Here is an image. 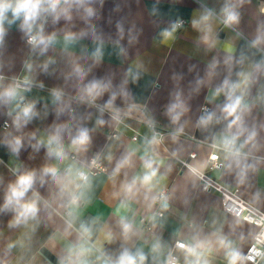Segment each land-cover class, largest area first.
Here are the masks:
<instances>
[{
	"label": "clouds",
	"instance_id": "9594fccd",
	"mask_svg": "<svg viewBox=\"0 0 264 264\" xmlns=\"http://www.w3.org/2000/svg\"><path fill=\"white\" fill-rule=\"evenodd\" d=\"M103 2L104 0H0V49L4 47L9 28L17 23L29 46V56L23 61V71L27 74L22 78L6 77L3 74L5 65L0 60V107L6 109L4 114L11 119V128L16 133L8 131L10 126L6 122V131L0 143H3L17 160L26 146L37 153L42 148L45 149V163L41 167L29 168L22 162L15 164L9 168L14 179L6 185L3 176H0V186L3 187L0 214H11L12 218L8 221L10 229L28 227L31 222L38 225L42 210L49 218L53 213L59 215L64 223L63 230H58L59 235L67 242L58 257V264H147L149 256L153 264H181V256L183 264H212L213 253L221 251L225 264H247L249 261L253 264H264V213H260L256 208L250 207L248 217L241 216L239 212L233 213L236 218L230 226V234L223 232V225L218 226L216 219L211 222L213 231L210 233H205L204 226L193 221L188 223L189 235L182 242L176 243L174 249L160 236L154 235L148 252H145L143 247L133 250L125 244H121L118 253L110 252L104 248L97 235H104L106 241L112 243L114 236L107 225H100L99 217L81 220L79 210L90 202L89 193L93 186L94 170H105L102 168V159L109 163L115 160L108 176L110 181L115 183L116 177L122 172L124 174L119 191L113 193L119 198L115 214L119 217L117 224L124 242L143 234V229L135 225V220L123 214L132 211L133 202L142 199L149 210L158 206L159 210L152 212L153 217L163 218L164 212L170 207L171 196L161 187V182L172 170V165L168 164L164 171H161L164 162L159 149L165 141V135L156 130L155 118L146 116V109L132 102L133 97L127 87V80L114 84L112 75L87 79L92 66L85 67L72 60L69 70L61 75L65 85L70 86L74 94L67 91L66 87L50 89L56 120L42 133L39 129L33 132L23 131L34 119L41 117V112L37 110L38 101L27 100L25 94L31 92L33 87L44 88V84L36 80L39 73L53 75L55 72V69H50L51 65L56 64L53 57H48L42 63L37 62L58 43V31L47 32L46 26L51 24L55 27L61 20L65 22V29L60 30L63 31L64 51L88 35L92 36L94 42L103 44V34L98 32L93 24L94 20L99 19L96 5L102 6ZM245 2L246 0H237L235 3L233 0H224L219 10V19L225 28L236 30L241 20L239 7ZM261 11H264V8ZM216 18L215 9L201 4L199 15L191 21L192 28L199 33L198 43H203L208 49L217 44L212 23ZM76 20L85 25L78 33L70 30L75 27ZM181 27L183 22L177 20L170 27L164 28L160 35L165 41L175 39V33ZM116 29V43L119 44L125 35L123 23L117 22ZM128 35L129 43L137 39L132 29H129ZM237 35L243 34L237 32ZM247 47L264 53V22L257 25ZM121 51H125L122 46ZM101 55V48L97 47L92 53L94 63L100 62ZM221 65L226 75L213 88L209 102L220 96L224 99L214 109L203 107L195 127L211 136V146L219 153L213 155L211 160L221 161L214 167L233 174L235 182L244 185L249 180V173L257 172L258 166L264 163V156L257 155L264 147L259 136L260 131L264 130V123L258 124L254 119L249 122L253 108L258 104L264 106V83L261 82L264 79V55L257 60L250 58L244 51L236 56L230 49L222 61L213 57L207 65L204 77L197 75L189 95L198 93L202 86L210 85L220 76ZM237 66L239 70L235 71L236 78L233 79L234 68ZM135 78H139L138 74ZM181 78L179 75L173 76L176 81ZM253 87H257L255 96L252 95ZM106 93L107 101L98 103ZM170 96L164 114L174 127L167 135L173 143H178L189 122L183 118L190 108L179 86ZM118 98L123 107L116 104ZM74 104L77 107L84 105L88 109L96 110L98 114L95 115L93 127H88V121L93 119V112L79 113ZM133 112H138L142 118H146L150 135L143 138L142 155L139 156L142 171L129 178L125 170L135 167V157L137 152L141 151L140 147L127 148L118 158L114 157L111 150L106 154L103 151L97 152L90 159L87 153L93 143V134L99 128L110 122L123 124L124 119ZM105 114L108 116L107 120ZM43 115H48L47 104L44 106ZM62 116L66 119L60 122ZM218 125L221 127L213 131ZM179 151L180 149L174 150L172 156L176 157ZM207 163L197 162L188 166L194 185L196 180L204 179ZM42 188L47 189V197L41 194ZM260 199L261 193L256 192L253 195V203L259 202ZM244 221L260 228L253 236L254 243L247 255L241 247L245 240L243 233L238 240L232 238L236 227ZM31 231H35V226ZM69 237L74 238L68 239ZM18 244L23 246L22 241L9 243L7 251L10 252ZM176 251L180 255H176Z\"/></svg>",
	"mask_w": 264,
	"mask_h": 264
},
{
	"label": "crops",
	"instance_id": "0c3cea01",
	"mask_svg": "<svg viewBox=\"0 0 264 264\" xmlns=\"http://www.w3.org/2000/svg\"><path fill=\"white\" fill-rule=\"evenodd\" d=\"M233 2L235 3L237 0H233ZM223 3L224 0H104L102 6L96 5L99 19L93 21L96 30L103 34V44L94 42L92 36L88 35L70 46L67 51L63 50V31H60L65 29V22L61 20L55 27L51 24L46 26L47 32L58 31V43L44 57H40L37 62L42 63L48 57H53L56 64L51 65L50 69H55V72L53 75L39 73L36 80L42 82L44 88L33 87L31 92L25 94L27 100L38 101L37 110L41 112V117L28 124L23 130L24 132H33L39 129L42 133L56 120L51 103L50 89L59 86L66 87L67 91L73 92L70 86L65 85L61 73H66L69 70V63L76 60L85 67L92 66V71L87 79H92L93 76L102 78L112 75L114 84L127 80V87L133 97L132 102L140 105L142 109H146V116L154 117L157 121L156 129L165 135V141L160 146L159 151L164 162L161 171H164V167L168 164L172 165L171 172L161 182V187L169 189L171 196L169 209L164 212L163 218L160 216L153 217L152 212L157 211V206L149 210L143 200L140 199L131 204L132 211L123 213L130 219H134L135 225L139 228H142L141 218L149 219L152 224L151 230L142 228V235L133 237L128 242L123 241L117 224L119 217L115 214L119 198L115 197L113 193L119 191L120 184L124 180V174L122 172L117 176L115 183L108 179L115 160L109 163L106 159H102L107 171L94 175L92 178L93 186L89 193L90 202L79 210V214L81 220L99 217L100 225H107V228L113 233L114 241L108 243L104 235L100 233L97 235L104 248L110 252L118 253L121 244L133 248V250L136 247H143L145 252H148L154 235L160 236L168 243L169 247H172L189 235L188 223L193 221L203 225L205 233H210L213 231L211 222L216 219L218 226L223 225L222 230L225 234L231 233L230 226L236 217L224 211L220 195L216 192L203 191L199 180H196L194 185L193 178L189 175V169L180 171L178 163V158H187L190 154L195 153L196 158L191 160V164L207 161V167L204 171H210L209 159L211 155H219L218 151L211 146L210 134L197 129L195 123L204 106L214 109L217 104L222 103L223 96L216 97L211 102H209V98L212 96L213 88L223 79L226 72L221 65L220 76L214 79L210 85L202 86L198 93L189 95L197 75L204 77L207 65L213 57L222 61L230 49L236 56L244 51L250 58L257 60L260 59L261 55H264V53L247 47L248 41L255 34L257 25L264 22V11H261L264 8V0H250V2L246 0L239 7L241 20L236 30L225 28L220 23L219 10ZM201 4L211 7L217 12V18L212 22L217 44L212 49H208L203 43H198L199 33L191 26L192 19L199 15ZM179 19H187L188 25L176 31L175 39L165 41L160 32ZM117 22H122L125 29L124 38L120 40L119 44L116 43ZM84 27L82 21L76 20L75 27L70 30L78 33ZM129 29H132L137 35V39L132 43H129ZM237 32H241L243 35L238 36ZM121 46L125 51H121ZM97 47H100L102 51L98 64L94 63L92 57V53ZM28 56L29 46L19 30V24H14L8 30L3 49H0V60L5 65L3 74L6 77H23L26 75L27 73L23 71V61ZM33 59L36 58L33 57ZM237 70H239L238 66L234 68L233 79L236 78L234 73ZM137 74L138 79L135 78ZM174 75H179L182 78L176 81L173 79ZM261 82L264 83V79ZM177 86L183 90L190 110L183 118L189 121L184 134L179 138L178 143H173L167 134L172 131L174 126L170 124L164 113L165 106L171 99L170 94ZM257 87L252 89L253 96L256 95ZM107 99L106 93L98 103L103 104ZM45 104L48 105L46 117L43 115ZM116 104L123 107L119 98ZM73 106L77 108L79 113L93 112V119L88 121V127H93L95 115L98 114L96 110L82 106L77 107L75 104ZM5 111L6 109L0 107V141L3 140L6 131L3 128L5 121L10 122L8 131L16 134L11 128V119L4 114ZM65 119L66 117L62 116L60 122ZM105 119H108L107 114H105ZM253 119L258 124L264 123V106L258 104L253 108L249 122L251 123ZM124 120L141 134L139 139L133 141L131 139L133 131L126 126L120 127L121 132L118 138L109 139V134L118 127L115 122H110L93 134V143L87 157L90 159L97 152L103 151L106 154L111 150L114 157L118 158L127 148L140 147L141 151L137 152L135 157V167L125 170L130 178L131 175L142 171L139 156L142 155L143 138L145 135H150V132L146 118H142L138 112H133ZM219 127L221 126H216L213 131L218 130ZM259 136L261 143L264 144V130L260 131ZM176 149H180V151L176 157H173L172 152ZM257 155L264 156V147ZM44 156L45 149L42 148L37 153L26 146L21 150L17 160L3 143H0V176H3L5 185L14 179L9 168L21 162L29 168H39L45 163ZM258 168L257 172L249 173V180L244 185H238L234 175L222 169L212 170L210 173L229 187L238 189L243 198L264 212V163H261ZM40 192L46 197L49 195L47 189L42 188ZM256 192L261 193V199L259 202L253 203V195ZM2 203L3 187L0 186V204ZM11 218V214H0V264H58V257L62 254L67 242L59 235V231H62L64 227L63 220L59 215L53 213L49 218L48 214L42 210L38 225L36 222H31L28 227L20 226L10 229L8 221ZM33 226H35L34 232L31 231ZM241 233L245 237L241 247L246 254L248 246L254 240L256 228L244 221L236 227L232 238L238 240ZM73 238L69 237L68 239ZM16 241H22L23 246L18 244L10 252L7 251V245ZM147 264H153L151 256H149ZM181 264H183L182 256ZM212 264H225L222 251L213 253Z\"/></svg>",
	"mask_w": 264,
	"mask_h": 264
},
{
	"label": "built area",
	"instance_id": "2783aa9c",
	"mask_svg": "<svg viewBox=\"0 0 264 264\" xmlns=\"http://www.w3.org/2000/svg\"><path fill=\"white\" fill-rule=\"evenodd\" d=\"M180 21L183 22V27L179 28L183 29L186 25H188V20L187 19H179ZM22 78V77H21ZM82 107L86 108V106L81 105ZM207 107V106H204ZM83 108V109H84ZM77 109V108H76ZM78 111V110H77ZM8 123L10 126V122L9 121H5L3 128L5 129V123ZM121 126H126L128 127L130 130L133 131V135L131 136V139L133 141H137L140 137V133L137 132L135 129H133L132 127H130L124 120L123 124H119L118 127L116 128V130L112 133L109 134L108 138L109 139H113V138H118L119 134H120V127ZM157 130V129H156ZM158 131V130H157ZM215 155L212 154L211 157ZM211 157L209 159V163H210V171L212 170H217L218 168L214 167L215 164L220 163L221 161H212ZM196 158V154L192 153L189 155V157L187 158H178V163H179V168L180 171H184L185 169H189L188 166L192 165L191 164V160ZM102 163V168L105 170H94L95 171V175L102 173V172H106L107 171V167L106 165L101 161ZM210 171H204V179L203 180H199V184L200 187L203 191L206 192H216L220 195L221 197V201H222V207L224 209V211L226 213H228L229 215L234 216L233 213L239 212L241 216L244 217H248L249 216V209L251 208H256L253 205H251L245 198H243L240 194H239V190L238 189H234L229 187L228 185L224 184L223 182H221L219 179H216L214 176L211 175ZM166 192L169 194V189H165ZM158 208V206H157ZM257 209V208H256ZM159 210V208L157 209V211ZM259 210V209H258ZM260 213H264L263 211L259 210ZM235 217V216H234ZM141 221H143V223L141 224L142 228L144 230H151L152 229V224L151 221L145 217L140 219V223ZM247 223H249L248 221H245ZM251 225H253L256 228V233H258L260 231V228H258L255 224L250 223ZM182 242V241H179ZM178 243V242H177ZM254 240L252 241V243L248 246L246 254H248L249 249L251 248V246L253 245ZM176 243L171 247V248H175ZM176 255H179V252L176 251L175 253ZM247 264H253V262L249 261L247 262Z\"/></svg>",
	"mask_w": 264,
	"mask_h": 264
}]
</instances>
